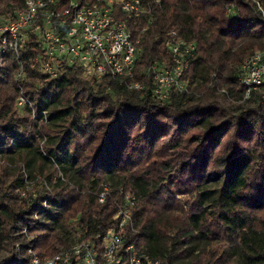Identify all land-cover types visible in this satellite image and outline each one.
Returning a JSON list of instances; mask_svg holds the SVG:
<instances>
[{
	"label": "trees",
	"instance_id": "16d2710c",
	"mask_svg": "<svg viewBox=\"0 0 264 264\" xmlns=\"http://www.w3.org/2000/svg\"><path fill=\"white\" fill-rule=\"evenodd\" d=\"M26 1L0 0V16ZM140 1L150 15L120 16L141 40L134 80L53 79L32 45L0 66V264L53 258L79 237L100 246L120 191L138 199L128 243L153 260L264 264V92L244 102L240 82L264 51V15L250 0ZM174 32L196 45L188 92L159 102L145 72L170 61Z\"/></svg>",
	"mask_w": 264,
	"mask_h": 264
},
{
	"label": "built area",
	"instance_id": "2783aa9c",
	"mask_svg": "<svg viewBox=\"0 0 264 264\" xmlns=\"http://www.w3.org/2000/svg\"><path fill=\"white\" fill-rule=\"evenodd\" d=\"M250 1L264 15V0ZM148 15L150 12L140 0H27L13 15L0 16V66L9 56L19 59L21 51L32 45L41 51L35 66L39 65L43 74L53 79L74 70L97 81L134 80L142 54L141 40L120 16L139 19ZM167 50L170 61L155 62L145 72L153 87V98L159 102L166 101L172 92H188L184 77L196 45L183 41L174 32ZM240 69L243 101L247 102L264 92V51L252 54ZM130 89L142 93L144 85L134 83ZM17 106L31 108L23 96L17 99ZM111 192L109 186H104L99 204H105ZM119 196L122 200L114 217L116 224L102 238L100 246L79 237L75 245L53 258L41 260L33 256L30 264H162L140 251L136 243H128V231L134 232L138 199L124 191Z\"/></svg>",
	"mask_w": 264,
	"mask_h": 264
},
{
	"label": "rangeland",
	"instance_id": "374dc122",
	"mask_svg": "<svg viewBox=\"0 0 264 264\" xmlns=\"http://www.w3.org/2000/svg\"><path fill=\"white\" fill-rule=\"evenodd\" d=\"M256 52H258V51H256ZM191 197H193V196H187V197H183V198L181 197V199H180L184 203V205L186 206V208H185L186 211H189L193 205V198H191ZM28 256L33 257L35 255L30 251Z\"/></svg>",
	"mask_w": 264,
	"mask_h": 264
}]
</instances>
